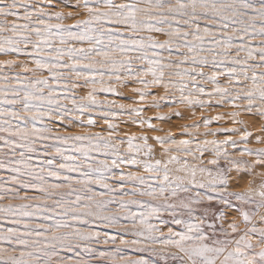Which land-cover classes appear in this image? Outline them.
I'll return each mask as SVG.
<instances>
[{"label":"snow or ice","instance_id":"obj_1","mask_svg":"<svg viewBox=\"0 0 264 264\" xmlns=\"http://www.w3.org/2000/svg\"><path fill=\"white\" fill-rule=\"evenodd\" d=\"M252 143L264 0H0V264H264Z\"/></svg>","mask_w":264,"mask_h":264},{"label":"rangeland","instance_id":"obj_2","mask_svg":"<svg viewBox=\"0 0 264 264\" xmlns=\"http://www.w3.org/2000/svg\"><path fill=\"white\" fill-rule=\"evenodd\" d=\"M125 94L126 95H130V93L127 92V91L125 92ZM161 111L167 112V108H164ZM227 111H231V109L227 108V107H224V108H220V109H216V110H209V111L205 112V115L211 116V115H215L217 112H227ZM196 113H197V117H199L200 110L196 109ZM151 114H153L152 111H149V112L146 113V115H151ZM185 116H186L185 120H179V119L173 117L172 120H170V121H165V122L153 121V123L158 124L160 127L164 128L165 131L171 130L175 134V133L179 132V125L191 122L190 113L186 112ZM243 118L247 119V117H243ZM220 126L231 127L232 125L230 123H226V122H219V123H213L211 125V128L215 129V128L220 127ZM129 130L135 131L136 129L134 127L130 126ZM201 131H203V128L201 129ZM155 134H162V133H151L150 135H155ZM208 138L211 139L212 137H208ZM216 138L217 139H223L224 137L223 136H218ZM249 146L250 147H254V148L264 147V145L255 144V143H252ZM248 179H249V177H247V176L242 178L241 187H244L246 185V182H247ZM237 190H239V189H237Z\"/></svg>","mask_w":264,"mask_h":264},{"label":"bare ground","instance_id":"obj_3","mask_svg":"<svg viewBox=\"0 0 264 264\" xmlns=\"http://www.w3.org/2000/svg\"><path fill=\"white\" fill-rule=\"evenodd\" d=\"M151 115H153V114H151ZM162 124V123H161ZM158 125V124H157ZM159 126V125H158ZM175 129V128H174Z\"/></svg>","mask_w":264,"mask_h":264}]
</instances>
